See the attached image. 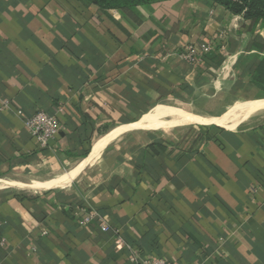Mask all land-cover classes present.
Masks as SVG:
<instances>
[{
  "label": "crops",
  "instance_id": "obj_1",
  "mask_svg": "<svg viewBox=\"0 0 264 264\" xmlns=\"http://www.w3.org/2000/svg\"><path fill=\"white\" fill-rule=\"evenodd\" d=\"M150 11L160 27L137 43L117 11L0 0V264H131L132 251L170 264H264V120L232 130L188 125L202 128L171 144L121 141L126 133L67 184L41 186L164 103L232 106L221 116L187 112L218 118L264 99L250 71L258 28L248 32L208 0H162ZM163 28L171 30L159 42ZM201 43L213 48L200 66L178 57ZM17 110L55 116L47 148ZM79 210L93 214L91 224L79 225Z\"/></svg>",
  "mask_w": 264,
  "mask_h": 264
},
{
  "label": "trees",
  "instance_id": "obj_2",
  "mask_svg": "<svg viewBox=\"0 0 264 264\" xmlns=\"http://www.w3.org/2000/svg\"><path fill=\"white\" fill-rule=\"evenodd\" d=\"M87 5L96 7L99 11H117L129 22L138 35L137 43L148 40L152 33L158 31V23L151 14V6L162 0H81ZM213 4L219 5L230 14L240 17L248 22L247 31L253 33L259 29L258 42L256 39L251 41L250 49L258 54L254 64L250 67L251 81L260 93H264V0H208ZM171 30V28H169ZM169 29H162L159 42L164 36L169 34ZM160 144H158L159 146ZM152 148V146H150Z\"/></svg>",
  "mask_w": 264,
  "mask_h": 264
},
{
  "label": "bare ground",
  "instance_id": "obj_3",
  "mask_svg": "<svg viewBox=\"0 0 264 264\" xmlns=\"http://www.w3.org/2000/svg\"><path fill=\"white\" fill-rule=\"evenodd\" d=\"M166 114L159 116H152L150 114L143 115L136 122L128 125H123L112 129L103 138L94 144L89 158L84 160L76 169L66 173L61 178L41 186L54 187L63 186L67 184L76 174H79L85 165H87L91 159L96 155L97 151L106 142L118 139L124 134L129 132H142V131H158L164 128L174 126L176 124H206L214 123L224 129L232 130L239 126L241 123L247 121L253 114H258L264 111V99L253 104H250L235 113H231L218 118H203L199 116L191 115L181 109H169ZM131 135V134H130ZM123 138V137H122ZM14 185V184H11ZM40 187V186H39Z\"/></svg>",
  "mask_w": 264,
  "mask_h": 264
},
{
  "label": "built area",
  "instance_id": "obj_4",
  "mask_svg": "<svg viewBox=\"0 0 264 264\" xmlns=\"http://www.w3.org/2000/svg\"><path fill=\"white\" fill-rule=\"evenodd\" d=\"M223 38V34H219V39ZM213 45L211 43L201 44H188L182 48L177 54L184 63L191 67L200 66L206 59V56L212 51ZM224 46H221L223 49ZM10 101L5 100L2 102L1 110L10 107ZM16 114L23 119V124L29 134L36 140L39 148H47L51 141L54 140L58 133V122L55 116L49 115L42 110L36 111L31 116H25L21 110H17ZM80 213L76 215V219L80 226H87L91 224L94 216L91 213H86L79 210ZM106 224L101 221L100 229L105 231ZM42 232V235H45ZM129 262L131 264H170L168 260L162 257H143L137 251H132L129 255Z\"/></svg>",
  "mask_w": 264,
  "mask_h": 264
},
{
  "label": "rangeland",
  "instance_id": "obj_5",
  "mask_svg": "<svg viewBox=\"0 0 264 264\" xmlns=\"http://www.w3.org/2000/svg\"><path fill=\"white\" fill-rule=\"evenodd\" d=\"M264 97V93H260L258 95V98H263ZM235 101V100H234ZM259 101V100H257ZM235 103V102H234ZM163 105H167L164 107L159 108L158 110H153L151 113H148L152 116H159L162 114H166L168 113V111H170L169 109H182L186 112H189L191 114L195 113V112H199V111H204V113H206L207 115L210 114H217L218 112H220L224 107H212V108H205L202 109L198 107L197 103L196 105L192 102H184V103H164ZM233 105V104H232ZM170 106V107H168ZM175 107V108H173ZM232 107V106H231ZM229 107V108H231ZM229 108L224 109L222 112H220V116L222 115V113L226 112ZM162 110V111H161ZM168 110V111H165ZM146 115V114H145ZM264 120V113L260 112L258 114H255L253 116H251L247 121L243 122L241 125L242 128H247L248 126H252V125H256L259 124L261 122H263ZM189 124H177L171 127H167L164 128L162 130H158V131H144V132H131L130 134L126 135V137L121 138V141H126L128 139H131L133 141L136 142H162L164 144H171L173 142H177V141H181L183 140L184 137L188 136L189 134H193L194 132H197L198 130H200V128L202 127H190L188 126ZM195 125V124H193ZM180 126V127H177ZM240 127V128H241Z\"/></svg>",
  "mask_w": 264,
  "mask_h": 264
}]
</instances>
